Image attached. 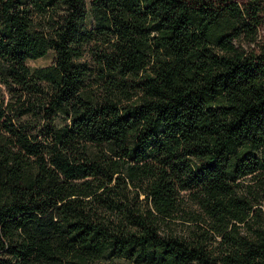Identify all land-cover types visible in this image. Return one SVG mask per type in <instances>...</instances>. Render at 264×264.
Wrapping results in <instances>:
<instances>
[{
  "label": "trees",
  "instance_id": "1",
  "mask_svg": "<svg viewBox=\"0 0 264 264\" xmlns=\"http://www.w3.org/2000/svg\"><path fill=\"white\" fill-rule=\"evenodd\" d=\"M263 25L264 0H0V264H264Z\"/></svg>",
  "mask_w": 264,
  "mask_h": 264
},
{
  "label": "rangeland",
  "instance_id": "2",
  "mask_svg": "<svg viewBox=\"0 0 264 264\" xmlns=\"http://www.w3.org/2000/svg\"><path fill=\"white\" fill-rule=\"evenodd\" d=\"M241 3H246L248 0H239ZM258 40H262L264 42V25L260 26L258 29ZM53 58V50L49 49L44 55L36 57V58H31V59H27L26 63L30 66V67H37V66H44L47 65L51 62ZM0 88L2 91H4V88L0 85ZM184 198L187 199L186 194H183ZM189 203V201H188ZM190 204V203H189ZM186 209L190 210H197V208L195 206H191V207H187ZM184 219L182 218H175L173 223L171 224V228L173 231H175L178 234H188L190 232V230L192 229H196L198 231H202L205 230L206 232H208V226H206L203 223H199L200 225L195 226V224L193 222H188V221H182ZM209 245L212 247V250H214V246H216V242L212 239H209ZM95 264H107V263H102V262H96Z\"/></svg>",
  "mask_w": 264,
  "mask_h": 264
}]
</instances>
